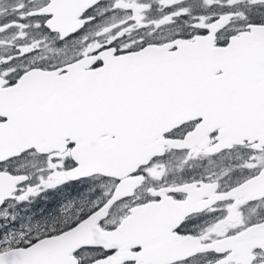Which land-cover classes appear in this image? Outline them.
<instances>
[{"label":"snow or ice","instance_id":"6c2138e0","mask_svg":"<svg viewBox=\"0 0 264 264\" xmlns=\"http://www.w3.org/2000/svg\"><path fill=\"white\" fill-rule=\"evenodd\" d=\"M0 264H264V0H0Z\"/></svg>","mask_w":264,"mask_h":264},{"label":"flooded vegetation","instance_id":"af4514ba","mask_svg":"<svg viewBox=\"0 0 264 264\" xmlns=\"http://www.w3.org/2000/svg\"><path fill=\"white\" fill-rule=\"evenodd\" d=\"M68 195L75 196V195H77V192L75 190L69 189L68 190ZM54 207H56L55 204L49 205L48 202L41 201L40 203L35 204V207H32L30 209V211L37 213V215H40L42 209L47 210V209L54 208Z\"/></svg>","mask_w":264,"mask_h":264},{"label":"trees","instance_id":"16d2710c","mask_svg":"<svg viewBox=\"0 0 264 264\" xmlns=\"http://www.w3.org/2000/svg\"><path fill=\"white\" fill-rule=\"evenodd\" d=\"M40 203V202H39ZM32 207H35V205H33Z\"/></svg>","mask_w":264,"mask_h":264}]
</instances>
